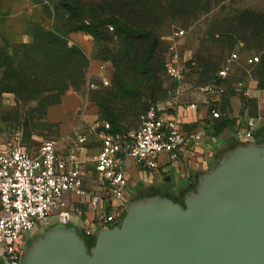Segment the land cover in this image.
<instances>
[{"label": "rangeland", "instance_id": "1", "mask_svg": "<svg viewBox=\"0 0 264 264\" xmlns=\"http://www.w3.org/2000/svg\"><path fill=\"white\" fill-rule=\"evenodd\" d=\"M67 1H72L75 5L79 3L77 5L79 12L87 24L93 22V19H110L114 14L134 28L150 29L157 38L154 51L148 56L151 57L149 69L157 73L160 81L157 83L156 78L149 79V75L138 76L136 70L128 67L121 76L127 81L128 89H135L136 92L133 94L122 91L115 80L113 56L125 52L126 49L121 36H113V31L109 30L108 41L96 44L94 38L87 33H83L85 38L83 37L82 41L73 40L72 34L68 35L70 45L79 46L87 54L89 64L86 85L80 91L69 92L63 98V102L70 98L75 100L78 105L77 114L85 107H90L88 119H92V122L106 120L104 113L108 110L117 117L118 124L123 130H133L138 126L137 111L150 101L151 89L155 99L172 96L184 106L190 102L197 103L203 101L207 95L194 89L210 85L216 74L227 66V59L233 53L238 54L239 57L233 71V76L237 78L246 74L253 78L252 75L257 72V68L250 66L248 60L263 55V48L244 42V30L238 27V18L244 10L264 14V0H36L43 4L42 24L47 29L58 26L68 33L74 26L84 25L74 18V15L63 10L61 5L68 3ZM181 30L186 33L182 39L177 40L181 45V51L184 53L186 49H191L195 53L196 65L185 73L182 82L175 85L167 76L164 64L169 45L175 33ZM229 32L232 34H228ZM147 47V43H136L134 50L135 53L137 52V58L144 62L145 57H148L144 55ZM102 64L105 67L104 72L100 70ZM103 77L109 81L108 85L104 83ZM148 84L149 89L146 87ZM228 88L227 92H230L231 87ZM180 89L184 92L182 96L178 94ZM54 94L56 93L46 92L43 97H52ZM100 98L107 100L105 111L99 104ZM48 123L43 103L40 104L36 100L24 103L14 94L0 98V133L14 138L34 155L39 152L45 141L60 139V125L51 127ZM98 145L99 143L93 140L92 146ZM148 188H150L148 183H144L136 195H142L144 189L147 191ZM129 192V196L133 197L131 191ZM82 211L73 212L63 220L54 217L52 222L57 224L62 221L61 223H65L68 227L80 231L83 222L78 216L84 218ZM49 227L50 225H43L35 230L31 234V241L42 237Z\"/></svg>", "mask_w": 264, "mask_h": 264}, {"label": "built area", "instance_id": "2", "mask_svg": "<svg viewBox=\"0 0 264 264\" xmlns=\"http://www.w3.org/2000/svg\"><path fill=\"white\" fill-rule=\"evenodd\" d=\"M185 34L183 30L175 33L165 63L168 77L176 83L196 65L194 60L184 61L180 53L177 40ZM238 59L233 53L210 85L194 90L224 95ZM248 63L256 65L259 58L251 57ZM104 69L102 64L100 70ZM243 87L244 79H239L237 88ZM183 93L178 91L181 96ZM162 104L151 103L138 126L123 133H112L110 123L95 121L92 127L97 147L92 146L88 134L76 133L65 152L59 150V140H48L34 155L14 138L0 133V264H22L31 234L43 225L51 226L54 217L63 220L83 210L84 218L78 216L83 228L78 232L86 237L121 225L127 209L123 202L129 186V163L154 174L159 170L160 156L175 159L182 147L193 148L203 140V133L185 131L176 119L165 118ZM190 106L197 110L196 104ZM212 115L220 117L218 111L213 110ZM255 126V120H249L247 128L237 132L238 138L252 140ZM85 210L94 213L92 221Z\"/></svg>", "mask_w": 264, "mask_h": 264}, {"label": "water", "instance_id": "3", "mask_svg": "<svg viewBox=\"0 0 264 264\" xmlns=\"http://www.w3.org/2000/svg\"><path fill=\"white\" fill-rule=\"evenodd\" d=\"M22 264H264V143L226 152L182 201L152 194L89 251L78 230L51 225Z\"/></svg>", "mask_w": 264, "mask_h": 264}, {"label": "crops", "instance_id": "4", "mask_svg": "<svg viewBox=\"0 0 264 264\" xmlns=\"http://www.w3.org/2000/svg\"><path fill=\"white\" fill-rule=\"evenodd\" d=\"M43 20V4L36 0H0V34L12 43H32L34 23ZM71 36L73 40L81 41L84 37L83 32L72 33ZM179 50L184 61L194 60L195 53L191 49L183 53L179 45ZM241 60L244 62L243 58ZM234 69L231 70L233 82L227 85V91L228 87H231V91L224 96L206 94L203 101L188 102L186 106L172 96L163 102L161 112L165 118L176 119L185 131L203 133V140L193 148L182 147L175 159L169 155L160 156L159 170L154 174L145 173L132 162L129 163V186L123 202L126 207L141 199V195L136 194L146 182L150 188L147 191L144 189L142 195L169 193L177 201H182L199 178L216 166L224 153L242 143L264 140V83L261 85L256 78L247 74L240 78L234 77ZM239 79H244V90L237 89L236 81ZM192 104H196L197 110L191 108ZM77 107L75 100L70 98L48 109V122L61 127L60 151L67 150L76 133L88 134L92 142L97 141L92 127L94 121L88 119L90 107H85L79 114ZM212 109L220 111V119L212 118ZM251 119L256 122L254 138L239 139L237 132L245 130ZM129 191L133 197L129 196ZM85 213L88 220L92 221L94 213L89 210H85Z\"/></svg>", "mask_w": 264, "mask_h": 264}, {"label": "trees", "instance_id": "5", "mask_svg": "<svg viewBox=\"0 0 264 264\" xmlns=\"http://www.w3.org/2000/svg\"><path fill=\"white\" fill-rule=\"evenodd\" d=\"M67 2L68 3H63L61 5L63 10L68 14L74 15V18L84 24L83 26H74L67 33L66 31H62L58 26L47 29L42 22H37L34 23L33 27L34 40L29 44L12 43L0 34V98L7 94H14L24 103L35 100L39 101L40 104L43 103L47 117L48 109L52 106L62 104L63 98L69 92L80 91L87 82L89 63L87 54L79 46L70 45L68 35L77 32H83L91 35L96 44L99 42H107V34L111 29V31H113V36L122 37V40H124L123 44L126 46V49H124L125 52L122 51L121 53L113 56L115 80L119 83L122 91L133 94L136 92L135 89L131 90L127 88L128 83L124 77L121 76V74L125 72L128 67H131L132 70H136L138 76L142 77L149 75V79L152 77V80L156 78L155 81L157 83L160 81L159 77L156 75L157 73L150 71L149 69L151 57L148 55L154 51V45L157 43V38L150 29H146L145 27L134 28L127 21L114 14L111 15L112 17H110V19H93V22L87 24V22L83 19L82 14L79 12V7L77 6L79 3L77 2L75 5L72 1ZM239 16L238 27H241V29L244 30V42H247L248 45L252 44V46L263 48V55L258 57L259 63L256 65H250L257 68V72H254V74L252 73L253 75H251L254 79L256 78L261 85H263L264 14H256L251 10H244ZM228 34L232 33L229 32ZM136 43L148 44L144 53V55L148 56L145 57V62L137 58V52L135 53L134 51L136 49ZM231 81H227L226 84L228 85ZM173 83L176 85V82ZM146 87L149 89V84L148 86L146 85ZM242 90H244V87ZM46 92H55L56 94L52 97H43V94ZM225 94H227V91ZM149 97L150 101H148L145 106L143 105L140 107L137 111L136 115L138 116V122L140 116L148 109V106L151 103L165 102L166 100H169L171 96L166 99H155L153 90L151 89ZM106 102L107 100L101 98L99 99V104L103 111H105ZM213 110L220 113L219 110L212 109L211 115ZM104 115L107 119L102 121L110 123L112 133L126 132V130H123V128L118 124L117 117L109 113L108 110L104 113ZM221 116L222 115L220 113L219 118H214L213 115L212 118L220 119ZM48 124L51 127L56 125L55 123L50 122ZM257 142L264 143V140ZM242 144L236 146L235 148L241 146ZM196 186L197 183L191 187L190 192L194 191ZM80 235L85 240L89 251H91L95 246L96 237H86L81 233Z\"/></svg>", "mask_w": 264, "mask_h": 264}, {"label": "flooded vegetation", "instance_id": "6", "mask_svg": "<svg viewBox=\"0 0 264 264\" xmlns=\"http://www.w3.org/2000/svg\"><path fill=\"white\" fill-rule=\"evenodd\" d=\"M153 194H156V193H153ZM148 195H152V194H148ZM148 195H141V198H143V197H146V196H148ZM140 198V197H139ZM32 240V239H31ZM31 242H33V241H31Z\"/></svg>", "mask_w": 264, "mask_h": 264}]
</instances>
